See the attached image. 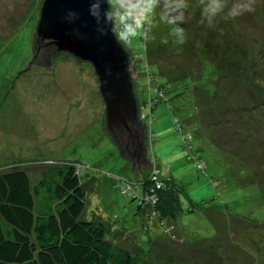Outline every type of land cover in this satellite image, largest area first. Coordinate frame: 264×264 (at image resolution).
Here are the masks:
<instances>
[{"label":"rangeland","instance_id":"rangeland-1","mask_svg":"<svg viewBox=\"0 0 264 264\" xmlns=\"http://www.w3.org/2000/svg\"><path fill=\"white\" fill-rule=\"evenodd\" d=\"M41 1L0 0V169L9 170L8 164L36 165L50 158L75 161L88 188L83 218L102 222L112 236L110 238L107 234L108 239L121 242L131 252H138L145 264H264L263 231L251 223L264 219V203L257 186L242 187L238 184L237 180L246 174L239 172V177H235L234 171L238 165L251 166L264 180V103L252 99L241 81L223 80L220 83L223 94L229 91L230 100L237 101L247 111L235 119L236 122L243 121L241 126L228 125L229 117L222 121V125L220 123V126H230L222 139L226 140L221 141L230 148L221 151L206 138L194 137L191 143L193 154L190 153L194 159L199 153L206 163L204 174L195 167L200 164L198 161L189 160L183 136L176 130L178 120L166 102L167 97L161 98L155 110V123L149 127L150 137L147 135L150 140L148 158L156 169L161 170L155 171V180L163 183L164 179H171L182 187L178 194L183 211L177 221L165 219L164 227H161L160 209L159 216L156 213L153 216L146 214L154 207L143 208L137 215L138 201L115 188L114 180L108 175L111 173L121 179L120 186L124 181L135 184L139 193H142V176H149L148 172L142 175L135 171L103 134L101 116L104 105L97 85H92L95 77L91 67L74 63L66 71L69 68L67 60L59 61L55 69H61L58 75L51 69L46 71L30 65L32 38ZM157 1L152 11L156 17L152 18L147 10L150 0H111L118 23L122 18L131 17L134 24L130 46L135 55L132 66L138 95L145 105L146 101L156 96V82L148 81V76L144 75V63L136 53H147L153 57L149 58L150 62H159L162 67L186 68L193 74L199 70L196 59L190 53H176V47H170V44L161 47L156 43L157 40L165 41L162 35L166 33V24L182 29L184 37L180 38L194 48H200L199 23L205 26L213 24L217 34L212 37L210 45L226 49L223 38L232 32L230 26L233 23L239 31L237 37L240 41L239 50L233 54L242 63L241 69L255 61L260 49L261 56H264V0H253L254 10L235 18L228 13L237 0H229L227 6L216 14V23L208 20L210 15L203 11L207 0ZM260 60L257 68L264 77V58ZM182 75L176 70L165 76L172 82ZM46 81L50 85V98L38 99V92ZM156 81L158 85L166 83L159 76ZM85 89L87 91L84 92ZM255 92L258 99L264 98V88ZM207 103L214 106L212 109H219L217 107L224 105V100ZM254 105L256 107L253 108ZM191 109L190 115L195 113ZM182 121L188 123L187 120ZM35 126L44 130L39 131L44 136L50 134V138L38 136V127ZM190 128L193 129V126H184L183 130L190 131ZM206 132L210 134V131ZM214 132L211 131V134ZM38 137L43 141L36 142ZM232 139L243 146L239 148ZM141 162L146 164V161ZM86 164L91 168L86 169ZM24 167L20 168L30 173L32 181H37L40 172L33 167H29L30 170ZM212 176L219 182L218 187L212 185ZM146 198L147 202L153 203V193ZM154 200L158 202V197ZM158 204H155L157 208ZM157 224L160 226L157 227ZM217 230L220 231L219 238L216 237ZM155 231L156 234L153 233ZM148 233L155 235L150 243L146 241ZM183 239L188 244H184Z\"/></svg>","mask_w":264,"mask_h":264},{"label":"trees","instance_id":"trees-1","mask_svg":"<svg viewBox=\"0 0 264 264\" xmlns=\"http://www.w3.org/2000/svg\"><path fill=\"white\" fill-rule=\"evenodd\" d=\"M43 1L44 0L40 3L39 13ZM109 2L112 16L115 20L116 35H118L119 41L130 54L132 63V59L135 57L130 47L134 29L132 18L128 17L125 19V22L128 24L126 36H119V23L116 19L111 0H109ZM156 2L158 3L157 0H150L147 5V10L150 12L152 18L156 17V15L152 13L154 5L157 4ZM217 16L218 15H210L208 20L211 19L213 23H216L218 22ZM212 25L213 24H207L205 26L199 23L198 42L200 48H194L195 46L192 44L188 45L185 40L181 39L184 35L182 32L178 31L180 29L176 27V25H171L170 23L166 24V33L162 35L165 41H156L161 47H165L164 45L169 44L170 47H176V53L185 51L186 53H190L191 57L194 56L199 68L194 74L192 70L186 68L179 69V67L173 68L171 66L162 67V64L159 62H150L149 58L153 57H150L147 53H136L137 56L140 55L138 59H141L144 63L143 67L146 68L144 75L148 76V81L150 83L151 81L156 82V96L152 97L151 95L152 98L146 101L145 105L139 98L136 81L134 79L135 94L139 109L138 122L144 125L146 134V160L145 158L139 159H141V161H146V164H143L139 160L140 162L135 166L130 162L131 159L129 157H124L120 153L114 136L105 125V105L101 98L104 105L101 116L103 134H105V137L113 146L115 145L119 154L132 164L135 171L141 172L142 175L148 172L149 176H142L140 180L141 186H143L142 193H139L135 184L124 181L121 187L120 182H123L121 179L114 177L111 173H108V175L114 180L115 188L121 190L122 193L127 196H133L132 199L138 201L137 215L140 214L143 208L150 209L154 207L153 210H149L146 214H148V216H153L156 213L159 216L158 209H160L163 218H159L160 224H162L161 227H164L163 222H165V219L177 221L180 213L183 212L178 194V192L182 191V187L174 183L171 179H164V185L162 182L160 183L155 180V176L153 175H155L157 171L161 172V170L159 168L156 169L151 163V159L148 158L150 140H148L147 135L149 134L150 137L151 130L149 127L151 128L155 123V110L161 98H164V96L167 97L166 102L168 101L175 119L178 120L179 125L176 126V130L177 133L183 136L182 141L189 151V160L198 161L200 164H198V166L195 165V167L204 174L207 165L200 157L199 153L196 159L192 157L194 146L191 143L194 137L206 138L207 141L209 140L212 142L221 151L227 147L230 148L225 144L223 145L226 139L222 140L224 136L226 137V131L230 126H220V123L222 125V121L229 117L227 120V123L229 122L228 125L233 123L237 124V126H241L243 125V121L236 122L235 119L242 116V113L247 111V108L239 106L236 103L237 101L230 100L229 91H225L223 94L220 83L223 80H229L233 83H239L241 81L244 85L243 87L247 89L250 96H252V99L260 100L264 103V98L260 97L261 99H258L255 92L259 88H264V77L257 68L258 63L261 61L260 59L264 58V56L260 54L262 49L257 52L256 59L251 65L245 69H241L242 63L238 62L237 57L233 54V52L238 51L240 48V41L237 37L239 31L234 26L235 24L232 23L230 26L232 30L230 33L231 36L227 34L226 37L223 38L225 42L223 46H225L226 49H219L218 46L212 47L210 45L212 37L214 34L215 36L217 34V29ZM145 33L146 36H148V31ZM180 41H184L186 44L183 42L182 45ZM39 43L35 35H33L32 60L34 56L37 57V49L40 46ZM178 43L180 45H178ZM147 44L148 42L146 40V47ZM40 54L43 55V53ZM41 55L40 57H44ZM227 57L228 60H226ZM50 58L52 61L50 67L64 60L74 61L81 66L89 65L91 68L88 67L91 69L97 81L92 65L74 58L69 53H57ZM32 65L35 64L33 63ZM176 70L183 75L172 82L171 80L169 81V78L165 76L166 73L169 75V73ZM131 71H134L133 66H131ZM158 76L161 77L168 86H165V84L158 85L156 81ZM240 78H244L245 80ZM252 86L256 88H252ZM164 89H166V91ZM223 100L224 105L217 107L219 109H212L214 106L207 103V101L210 103V101L220 102ZM258 102L259 101L256 103L258 104ZM254 107H256V105H254L253 108ZM190 109L195 113L190 115ZM198 114H200V116ZM203 115L205 117L204 119ZM183 119L185 121L187 120L188 123H184L182 121ZM184 126H193V129L190 128V131H185L183 130ZM206 131H210V134L207 135ZM211 131L215 132L211 134ZM152 134L154 133L152 132ZM101 137H103L102 133ZM221 141L223 142L221 143ZM234 143L237 142L234 141ZM240 145L243 146L241 143L238 145L239 148ZM230 165L232 166V164ZM21 166L28 167V170L32 167L33 170H38V172H40L38 180L32 181L30 173L20 168ZM153 166L154 170L151 172ZM85 167L86 169L91 168L90 166L88 167V164H86ZM250 167L251 166L242 167L238 165V168L234 169L236 173L235 177H239V172L246 174V176L237 180L238 184L242 187L247 185L257 186L259 188L261 202L264 203V180L262 176L257 173V170L254 171ZM7 168H9V170ZM7 168H5L7 169L5 171L0 169V264H145L146 261L140 260L141 256L138 252H131L124 247L121 242L115 243L113 240L108 239V228L102 222L97 220L90 221L83 218L86 209L88 188L81 177L79 166L75 161H64L62 159L54 160L50 158V160L36 165H21V163L8 164ZM211 182L214 187H218L219 182L216 181L214 176H212ZM150 193H153L154 197H158V208L154 202L152 203L149 200L147 202L145 199ZM190 211L193 210L190 209ZM263 220L261 222L254 221L251 223L262 230L264 236ZM160 224H157V227H159ZM219 229H221L220 225ZM165 232L167 233L168 230H165ZM153 233L156 234V231ZM153 233H151V235H149V233L147 234V243H150L154 238L155 235ZM108 235L110 238L112 237L110 234ZM216 237H220V231ZM183 242L184 244H188L184 239ZM140 249H143V246L140 245Z\"/></svg>","mask_w":264,"mask_h":264},{"label":"water","instance_id":"water-1","mask_svg":"<svg viewBox=\"0 0 264 264\" xmlns=\"http://www.w3.org/2000/svg\"><path fill=\"white\" fill-rule=\"evenodd\" d=\"M115 29L109 0H44L34 33L40 46L31 65L50 67V57L65 52L91 64L105 105V125L120 153L136 165L145 158V127L138 122L131 56Z\"/></svg>","mask_w":264,"mask_h":264},{"label":"clouds","instance_id":"clouds-1","mask_svg":"<svg viewBox=\"0 0 264 264\" xmlns=\"http://www.w3.org/2000/svg\"><path fill=\"white\" fill-rule=\"evenodd\" d=\"M228 3L229 0H207V6L203 11L207 15H216L221 11L222 7L227 6ZM252 3L253 0H237V3L231 9H229L228 15H230L232 18H235L244 12H251L254 10ZM178 31L183 32L182 29ZM183 42L184 41H181V43Z\"/></svg>","mask_w":264,"mask_h":264},{"label":"crops","instance_id":"crops-1","mask_svg":"<svg viewBox=\"0 0 264 264\" xmlns=\"http://www.w3.org/2000/svg\"><path fill=\"white\" fill-rule=\"evenodd\" d=\"M59 63V62H58ZM58 63H56L53 67H47V68H44V69H47L46 71H49L50 69L52 70V71H54V72H56L58 75L60 74V72H61V69H57V70H55L56 69V67H57V65H58ZM67 65L66 66H68L69 68L68 69H66V71H69V69L70 68H72V67H70V65L72 66L75 62L74 61H71V60H67ZM66 66H64L63 67V69H65V67ZM41 68V67H40ZM43 69V68H42ZM45 75V74H44ZM94 79V81L92 82L93 84L92 85H97V81H96V79L95 78H93ZM42 80H46V79H42ZM39 85H41V83L39 84ZM43 89L41 88L40 89V91L38 92L39 94V97H38V99H47V98H50V85H49V83H48V81H46L43 85ZM85 91H87L86 89L84 90V92ZM97 92H98V94H99V89H98V87H97ZM99 97L101 98V96H100V94H99ZM102 100V99H101ZM37 112V111H36ZM37 125H39V124H37ZM23 126H21V128H22ZM38 127V130H37V135L38 136H41L42 137V139L43 138H50V134L49 135H46V136H44L43 134H41L39 131H44V130H42L41 128H39V126H35V128H37ZM42 139H40L39 137H38V139H37V141L36 142H40V141H43Z\"/></svg>","mask_w":264,"mask_h":264},{"label":"built area","instance_id":"built-area-1","mask_svg":"<svg viewBox=\"0 0 264 264\" xmlns=\"http://www.w3.org/2000/svg\"><path fill=\"white\" fill-rule=\"evenodd\" d=\"M127 28H128V24L125 22V19H121V22L119 23V26H118V33H119V36L122 37L123 36H126V31H127ZM155 199V197H154ZM153 200L154 204H156L157 202H155V200ZM147 200V198H146Z\"/></svg>","mask_w":264,"mask_h":264}]
</instances>
